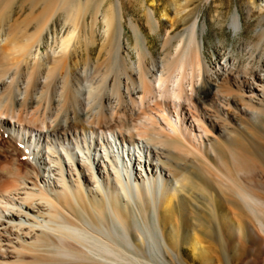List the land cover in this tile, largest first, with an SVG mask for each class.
Listing matches in <instances>:
<instances>
[{
	"label": "bare ground",
	"instance_id": "6f19581e",
	"mask_svg": "<svg viewBox=\"0 0 264 264\" xmlns=\"http://www.w3.org/2000/svg\"><path fill=\"white\" fill-rule=\"evenodd\" d=\"M224 8L0 0V130L35 170L0 185V264L262 250L264 0ZM116 118L131 126L103 125ZM203 164L221 184L203 183Z\"/></svg>",
	"mask_w": 264,
	"mask_h": 264
},
{
	"label": "rangeland",
	"instance_id": "374dc122",
	"mask_svg": "<svg viewBox=\"0 0 264 264\" xmlns=\"http://www.w3.org/2000/svg\"><path fill=\"white\" fill-rule=\"evenodd\" d=\"M225 1L224 14H227L229 9L236 3H240V0H223ZM134 3V1H133ZM206 8H203V11ZM249 33V32H248ZM156 47H160V43L157 41L155 44ZM103 54L101 58H104ZM201 123V122H200ZM103 125L111 129L117 127H129L131 122L125 119L116 118L114 120H107ZM243 145L250 147V145L244 141ZM246 143V144H244ZM243 148V146H242ZM237 148H235L236 150ZM238 151V150H236ZM242 151V150H241ZM217 165H220L219 162H216ZM33 164L29 158L24 155L22 144H18L16 141L10 140L1 130H0V185L5 181H10L12 178L17 176L21 177H32L34 176V169L32 168ZM197 170L203 176V183L206 185L221 184L220 176L217 174L211 166H206L203 164L198 166ZM1 187V186H0ZM249 243V250L244 251L239 259L237 264H264V243L261 245V251L257 252L255 244ZM41 257V255L39 256ZM28 259H31L29 257ZM44 259V257H43Z\"/></svg>",
	"mask_w": 264,
	"mask_h": 264
}]
</instances>
